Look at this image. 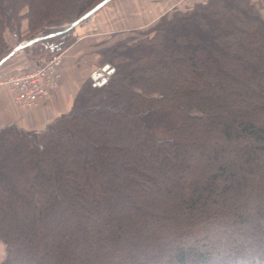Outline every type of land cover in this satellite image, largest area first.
<instances>
[{"label":"trees","instance_id":"trees-1","mask_svg":"<svg viewBox=\"0 0 264 264\" xmlns=\"http://www.w3.org/2000/svg\"><path fill=\"white\" fill-rule=\"evenodd\" d=\"M100 1L0 0V47L23 6L42 25ZM160 20L68 112L0 129V264H264V18L208 0ZM70 29L27 40L58 52Z\"/></svg>","mask_w":264,"mask_h":264},{"label":"rangeland","instance_id":"rangeland-1","mask_svg":"<svg viewBox=\"0 0 264 264\" xmlns=\"http://www.w3.org/2000/svg\"><path fill=\"white\" fill-rule=\"evenodd\" d=\"M207 1L208 0H110L99 7L89 17L81 20L70 29L68 34L72 39L74 38L72 40L73 42L61 51L56 52L53 48H47V46L43 44V41L31 43L32 45H25V48L22 47L17 50L0 64V129L8 124H14L13 122H15V120L18 121L20 125L21 123L23 125L25 124L24 128L14 124L23 130L43 129L45 125L56 117L71 109L75 96L82 85L91 77V72L101 70L102 62L108 60L112 51L118 49V45L124 42L131 45L135 44V42L144 41L154 34L153 29L161 23L160 19L162 17L165 16L169 19L176 12H189L196 5ZM249 2L254 7L255 11L264 18V0H249ZM218 6H220L219 3ZM219 8L224 9L223 6ZM26 11L27 7L23 6L19 19L13 22L14 27H12V29L15 30V32H11L8 27L4 29L3 38L5 45L3 48L2 46L0 47V51H3L4 54L17 43L26 42L27 38L32 35L39 36L49 30L66 28L67 25L71 23L68 17L64 18V16H60L61 20L58 23H43L40 25L41 22L39 21L36 23L37 25H31L28 16L25 14ZM224 16L225 15L222 17ZM75 42V46L71 47ZM54 55H59L60 58L61 56L63 58L59 67L61 73L59 86L63 89L68 88L71 91L70 93L75 92L71 107L65 112L57 114V111H55L51 115H48L44 109L45 111L42 110L41 116H39L38 123L36 122L33 126H31L32 124L26 125V121H28L26 120L27 117L28 119H32L33 115L27 114L24 120L18 116L15 108L18 110L22 109L18 108L13 102L12 93L8 85L4 82V78H7L8 75L13 73L29 70ZM42 100L38 101L36 105L25 109L29 112L32 111L30 114L34 112L39 113L38 107H42L45 105L44 103H46H40ZM59 101H61V99H59ZM60 104L61 110L67 108L68 104H65L63 101H61ZM42 113L46 114L42 115ZM4 254L5 246L4 243L0 241V256L4 257Z\"/></svg>","mask_w":264,"mask_h":264},{"label":"built area","instance_id":"built-area-1","mask_svg":"<svg viewBox=\"0 0 264 264\" xmlns=\"http://www.w3.org/2000/svg\"><path fill=\"white\" fill-rule=\"evenodd\" d=\"M60 64V56L54 55L29 70L4 78L18 108L32 107L58 89L61 78Z\"/></svg>","mask_w":264,"mask_h":264},{"label":"crops","instance_id":"crops-1","mask_svg":"<svg viewBox=\"0 0 264 264\" xmlns=\"http://www.w3.org/2000/svg\"><path fill=\"white\" fill-rule=\"evenodd\" d=\"M75 44H76V42L75 43H73L72 45H71V47H74L75 46ZM70 47V48H71ZM62 56H61V61H62ZM94 72H96V70L95 71H92L91 72V75L94 73ZM62 86V85H61ZM60 87V86H59ZM59 87H58V89L56 90V91H54V92H52L49 96H47L44 100H42L40 103H43V102H46V103H44L45 105L44 106H40V107H38V110L40 111L39 113H36V112H34L33 114H30V112H32V111H28V110H26V109H22V110H18V109H16L15 108V111L17 112V114H18V116H20L21 118H23V120H24V118H26V116H27V114H29V115H33L32 116V119H28V117H27V119L26 120H28V121H26V125H28V124H32L31 126H33L34 124H36V122L38 123L39 121H38V119L40 118L39 116H41V112H42V110H46V112H47V114L48 115H51L53 112H55V111H57L56 113L57 114H59V113H62V112H65V111H67L70 107H71V103H72V100H73V97H74V93L75 92H72V93H70L71 91L67 88V89H63L62 87H60V89H59ZM59 99H61V101H63L65 104H68L67 105V108L66 109H64V110H61V104H60V102L61 101H59ZM44 110V111H45ZM46 113H42V115H45ZM30 116V117H31ZM9 123H12V122H9ZM14 124H16L17 126H19V127H25L22 123H21V125L18 123V121H16L15 120V122H13ZM23 123H25V122H23ZM1 126V125H0ZM31 128V127H30ZM40 128V127H39ZM3 256H0V259L2 258Z\"/></svg>","mask_w":264,"mask_h":264},{"label":"water","instance_id":"water-1","mask_svg":"<svg viewBox=\"0 0 264 264\" xmlns=\"http://www.w3.org/2000/svg\"><path fill=\"white\" fill-rule=\"evenodd\" d=\"M110 0H101L100 2H98L96 5H94L91 9H89L88 11H86L84 14H82L79 18H77L76 20L72 21L71 23H69L67 25V27L65 29H70L72 27H74L75 25H77L81 20L89 17L92 13H94L99 7H101L102 5H104L106 2H108ZM44 37V36H41ZM41 37H36L30 40H27L26 42H22L18 45H16L8 54H6L5 56H3L0 59V64L9 56H11L12 54H14V52H16L17 50L21 49L22 47H24L25 45L31 44L32 42L36 41L37 39L41 38ZM104 70V67L99 70L96 71L94 73H97L98 75L102 73V71ZM94 73L91 75L92 78H95L96 76L94 75Z\"/></svg>","mask_w":264,"mask_h":264}]
</instances>
